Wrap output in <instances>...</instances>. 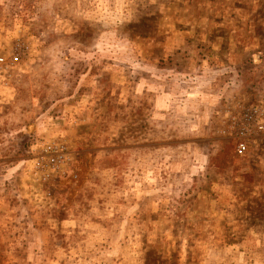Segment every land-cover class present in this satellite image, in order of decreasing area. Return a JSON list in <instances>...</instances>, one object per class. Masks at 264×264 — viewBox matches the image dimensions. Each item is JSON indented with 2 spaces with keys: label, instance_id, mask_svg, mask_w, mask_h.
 <instances>
[{
  "label": "rangeland",
  "instance_id": "374dc122",
  "mask_svg": "<svg viewBox=\"0 0 264 264\" xmlns=\"http://www.w3.org/2000/svg\"><path fill=\"white\" fill-rule=\"evenodd\" d=\"M263 48L264 0H0V264H264V96L212 86Z\"/></svg>",
  "mask_w": 264,
  "mask_h": 264
},
{
  "label": "trees",
  "instance_id": "16d2710c",
  "mask_svg": "<svg viewBox=\"0 0 264 264\" xmlns=\"http://www.w3.org/2000/svg\"><path fill=\"white\" fill-rule=\"evenodd\" d=\"M66 65H69V63H66ZM263 65H264V62L257 64L253 60V56L251 57L250 55L246 57L243 60L242 64H240L239 66H227V65L223 66L216 71L217 73H219V75H216V76L214 75L213 77V80L214 81L216 80V83H220V86L218 87L216 83L214 85L212 84V86L214 89L218 91L219 97L229 96L232 93V89L229 84L231 82L229 77H231V78L240 80V82L244 83V87L248 88L251 94L254 93L259 96H264V66ZM82 73H78V75ZM184 125L185 124H183L181 127H184ZM12 154H13L12 151L9 150L8 152L7 151L4 152L3 156H5V159H7V158H10ZM19 154L20 152H17L16 156ZM1 158L2 156L0 157V159ZM5 165L6 164H3L1 166L4 169L3 172L5 173V174L0 175V178L2 179H5L7 177L6 175H7L8 170L5 167ZM14 183L15 182L13 181L10 183L11 187L13 186Z\"/></svg>",
  "mask_w": 264,
  "mask_h": 264
},
{
  "label": "built area",
  "instance_id": "2783aa9c",
  "mask_svg": "<svg viewBox=\"0 0 264 264\" xmlns=\"http://www.w3.org/2000/svg\"><path fill=\"white\" fill-rule=\"evenodd\" d=\"M19 59L18 58H13L12 59V62L10 63V64H13V63H15L16 61H18ZM6 60L4 59V58H0V67H2V66H5L6 65ZM254 117H257V121H258V118L260 117V115H254V114H250V121L251 120H253V118ZM241 121V120H240ZM242 123H243V120H242ZM257 126H259L258 127V131L259 132H264V124H260V125H257ZM253 130V129H252ZM252 133V132H251ZM247 134H249V129H247L246 128V130L244 129V131L241 133V136L240 137H244V136H246ZM253 134H255V131L253 130ZM245 150H246V147H245V145H241L239 148H238V153L240 154V155H242V154H244V152H245ZM55 161H57V160H62V158H61V156H57L56 158H53Z\"/></svg>",
  "mask_w": 264,
  "mask_h": 264
},
{
  "label": "water",
  "instance_id": "95a60500",
  "mask_svg": "<svg viewBox=\"0 0 264 264\" xmlns=\"http://www.w3.org/2000/svg\"><path fill=\"white\" fill-rule=\"evenodd\" d=\"M255 59L258 61L259 57L255 58Z\"/></svg>",
  "mask_w": 264,
  "mask_h": 264
}]
</instances>
